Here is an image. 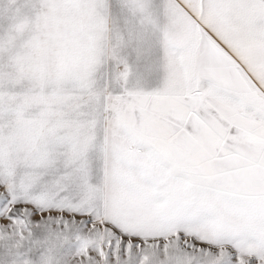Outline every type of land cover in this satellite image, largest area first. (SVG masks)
I'll use <instances>...</instances> for the list:
<instances>
[{"label": "snow or ice", "instance_id": "snow-or-ice-1", "mask_svg": "<svg viewBox=\"0 0 264 264\" xmlns=\"http://www.w3.org/2000/svg\"><path fill=\"white\" fill-rule=\"evenodd\" d=\"M0 264H264V0H0Z\"/></svg>", "mask_w": 264, "mask_h": 264}]
</instances>
